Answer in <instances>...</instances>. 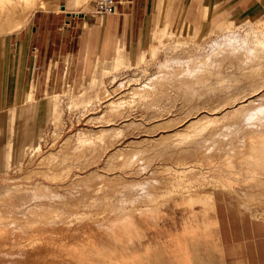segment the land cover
Returning <instances> with one entry per match:
<instances>
[{"label": "rangeland", "instance_id": "rangeland-1", "mask_svg": "<svg viewBox=\"0 0 264 264\" xmlns=\"http://www.w3.org/2000/svg\"><path fill=\"white\" fill-rule=\"evenodd\" d=\"M46 1L35 0L34 15L60 13ZM95 1L76 10L95 12ZM34 15L13 33L31 32ZM178 29L158 24L137 57L120 50L122 65L97 66L85 80L69 67L56 93L39 100L34 130L30 115H11L14 151L0 189L48 191L20 192L9 207L0 199V264H248L239 246L221 242L218 203L230 239L252 240L259 254L254 247L250 258L264 256V154L244 155L264 133V47L247 36L264 31V19L217 34ZM13 33L0 34V53ZM3 63L0 54V71ZM50 101L59 120L46 118ZM33 209L48 211L37 218Z\"/></svg>", "mask_w": 264, "mask_h": 264}, {"label": "crops", "instance_id": "crops-1", "mask_svg": "<svg viewBox=\"0 0 264 264\" xmlns=\"http://www.w3.org/2000/svg\"><path fill=\"white\" fill-rule=\"evenodd\" d=\"M81 2L55 0L53 5L59 7L60 13L42 9L34 15L33 10L28 22L34 15L37 25L32 31L13 33L5 40L0 53L4 61L0 71V169L7 166L14 151L10 144L11 115L15 112L21 120L30 115L34 130L39 100L56 93L65 82L69 67L74 79L82 81L97 66L113 65L114 68L122 58L120 50L127 49L137 57L145 46L149 30L160 23L179 27L177 33L181 35L188 29L205 34L214 30L217 34L242 26L248 20L264 19V0H114L115 11L107 16L76 10V4ZM165 29L167 26L161 30ZM28 95L33 96V101L25 103ZM54 109L52 101L46 104L47 119H52ZM34 138L32 133L30 140ZM215 212L224 248L232 251L239 246L240 257H246L248 264H264V256L260 259L258 255L259 260H252L249 255L254 247L259 254L258 243L254 246L246 238L240 242L230 239L232 234L220 203L216 204ZM261 249L264 254V242ZM237 253L231 252V256L236 259Z\"/></svg>", "mask_w": 264, "mask_h": 264}, {"label": "bare ground", "instance_id": "bare-ground-1", "mask_svg": "<svg viewBox=\"0 0 264 264\" xmlns=\"http://www.w3.org/2000/svg\"><path fill=\"white\" fill-rule=\"evenodd\" d=\"M83 1V0H82ZM85 1V0H84ZM35 2V0H0V34L1 35H4V34H10V33H13V32H15V31H18V30H20V29H22L23 27H24V25H26L27 24V22H28V19H29V17H30V15L32 14V8H33V6H34V3ZM33 10H35V8L33 9ZM227 28V27H226ZM218 32V31H217ZM166 33V32H165ZM163 35H164V30H161V31H159L158 32V37L159 38H164L163 37ZM247 36L248 37H250L255 43H256V45L257 46H261V47H264V31H256V30H253V31H251V32H248L247 33ZM121 62H123V60L122 59H120V60H118V62H117V64L115 65V67L117 66V65H119V64H121L122 65V63ZM120 65V66H121ZM125 65V64H124ZM114 67V68H115ZM118 70V69H117ZM116 70V71H117ZM104 73H106V74H108V70H106ZM94 75V74H93ZM92 75V76H93ZM93 79H94V77H93ZM93 79H89V81L90 80H93ZM97 80V79H96ZM95 80V81H96ZM92 82V81H91ZM93 82H94V80H93ZM92 82V83H93ZM124 83V82H123ZM97 83H95L94 85H96ZM86 85H89V84H87L86 83ZM93 85V84H92ZM123 85H125V84H123ZM122 85V86H123ZM127 85V84H126ZM90 86H91V84H90ZM90 86H89V88H90ZM125 87V86H124ZM97 88V87H96ZM121 88V87H120ZM119 88V89H120ZM88 89V88H87ZM86 89V90H87ZM99 89V88H98ZM125 89V88H124ZM115 92V91H114ZM113 92V93H114ZM77 93V92H76ZM107 93V92H106ZM112 94V93H111ZM30 95V94H29ZM28 95V97H29V99H33V96L31 95V96H29ZM107 96H113V95H110V94H106ZM117 95V94H116ZM97 96V95H96ZM77 97V96H76ZM110 98V97H109ZM113 98V97H112ZM77 99V98H76ZM111 99V98H110ZM99 100V99H98ZM97 100V101H98ZM74 101V100H73ZM76 101V100H75ZM100 101H102V100H100ZM85 102V101H84ZM96 102V101H95ZM106 102H107V100H106ZM246 102V101H245ZM249 102V101H248ZM74 103H76V102H74ZM93 103V102H92ZM84 105V104H83ZM93 105V104H92ZM78 106V105H77ZM91 106V105H90ZM109 107H110V110H112V111H116L117 112V107L118 106H116L115 105V102H110V104L108 105ZM75 107V106H74ZM236 107V106H235ZM55 119V120H59L60 119V112L58 111V109H57V106L55 107V109H54V114H53V117H52V119ZM192 123H194V122H191L187 127H190L191 125H192ZM191 128V127H190ZM80 139V138H79ZM91 140V136H90V138H88V137H86V138H84L83 139V142L84 143H86V142H89ZM249 143H248V146L246 145V147L248 148V150H246V152H244V155L245 156H253V155H263L264 154V133H259V134H254L253 136H251L250 138H249ZM80 141V140H79ZM248 142V141H247ZM41 148H42V146H41V141L39 142H37L36 143V145H35V150H36V152H40L41 151ZM136 151H137V149H136ZM244 151V150H243ZM141 152V151H140ZM142 154V153H141ZM119 156V155H118ZM133 156V155H132ZM135 156L136 155H134V157L133 158H135ZM141 156V155H140ZM256 156V157H257ZM129 157V156H128ZM127 157V158H128ZM111 158V157H110ZM130 158V157H129ZM133 158H131V159H126L127 160V162L125 163V165L126 166H131L130 164H131V160L133 159ZM252 158V157H251ZM115 159V158H114ZM135 160V159H134ZM241 162V161H240ZM136 163V162H135ZM124 165V166H125ZM133 166V165H132ZM123 167V166H122ZM130 168V167H129ZM139 172V171H138ZM137 175V174H136ZM94 177H95V175H94ZM100 177H101V175H100ZM99 177V178H100ZM103 177V176H102ZM91 178V177H90ZM96 178V177H95ZM94 178V179H95ZM88 179V178H87ZM102 179V178H101ZM91 180V179H90ZM89 181V180H88ZM106 181V180H105ZM144 181V180H143ZM89 183V182H88ZM139 183V182H138ZM84 186H86V185H84ZM18 187V186H17ZM5 188V187H4ZM14 188V187H13ZM88 188V187H87ZM145 188V187H144ZM9 189H10V187H9ZM8 189V191H6L5 190V192H2V190H3V188L2 189H0V192H2V193H0V199H1V202H3V204L4 205H8V203H10V205H11V202L10 201H14L15 202V200H14V197L16 196V195H18V193H20L22 190H16V191H12V190H9ZM16 189V187L14 188V190ZM20 189V188H19ZM140 190V189H139ZM141 190H142V188H141ZM145 190V189H144ZM46 191H48L47 189H46V187L45 186H43V185H41V184H38V185H36V186H34V187H32V188H29L28 190H24L23 192H21V193H24V192H26L27 194L28 193H30L29 195H31V196H29V197H32V198H39V197H44L47 193H46ZM151 192V191H150ZM213 193V192H212ZM25 194V193H24ZM148 194H150V193H148ZM153 194V193H152ZM210 195V194H209ZM24 196V195H23ZM135 196V195H134ZM151 196V195H150ZM212 196V195H211ZM22 197V196H21ZM26 197H28V196H25V198ZM24 198V199H25ZM135 198H137L136 196H135ZM148 198H149V195H148ZM3 200V201H2ZM4 201H6L7 202V204H6V202L4 203ZM13 203V202H12ZM16 203V202H15ZM133 203V202H132ZM13 206H14V204H13ZM12 206V207H13ZM7 207V206H6ZM8 207H9V205H8ZM11 207V206H10ZM14 208V207H13ZM48 210H41V209H39V210H36V209H33V210H31V212H32V214L35 216V217H40V216H42V217H44L43 216V214L45 215V213L47 212ZM216 220V219H215ZM218 222L216 221L215 222V224H217ZM214 224V223H213ZM116 225V224H115ZM218 225V224H217ZM213 226V225H212ZM115 228H117V227H115ZM118 229V228H117ZM133 231V230H132ZM134 232V231H133ZM194 232V231H193ZM131 234V233H130ZM185 234V233H184ZM195 234V233H194ZM116 235H118L119 236V233H117ZM132 235H134V234H132ZM131 235V236H132ZM210 236V235H209ZM121 237V236H120ZM134 238V237H133ZM199 238V237H198ZM123 239V238H122ZM130 240V239H129ZM138 240V239H137ZM222 240V239H221ZM123 241V240H122ZM131 241V240H130ZM130 241H129V243H130ZM139 241V240H138ZM193 241V240H192ZM131 244H132V242H131ZM156 244V243H155ZM135 246V245H134ZM179 246H180V244H179ZM188 246V245H187ZM132 247V246H131ZM182 247V246H181ZM135 248H136V246H135ZM128 249H130V248H128ZM127 249V250H128ZM133 249V248H132ZM129 251V250H128ZM136 252V251H135ZM151 252V251H150ZM147 253H149V252H147ZM153 253V252H152ZM159 254V253H158ZM171 254V253H170ZM142 255V254H141ZM141 255H140V258H141ZM135 256V255H134ZM151 256V255H150ZM184 256V255H183ZM189 256V255H188ZM142 257H143V255H142ZM186 258V257H185ZM188 258V257H187ZM138 260H139V258H137ZM148 260H147V262L148 261H150L149 260V258H147ZM152 259V258H151ZM154 259H155V257H154ZM190 259V258H189ZM137 260V261H138ZM181 260V259H180ZM187 260V259H186ZM185 260V261H186ZM142 260L140 259V262H141ZM158 261V260H157ZM179 261V260H178ZM183 261V260H182ZM187 261H191V259L190 260H187ZM139 262V261H138ZM139 262V263H140ZM146 262V261H145ZM146 262V263H147ZM138 263V264H139ZM141 264V263H140ZM148 264H149V262H148ZM186 264V263H185ZM190 264H192V262L190 263ZM197 264V263H196Z\"/></svg>", "mask_w": 264, "mask_h": 264}, {"label": "built area", "instance_id": "built-area-1", "mask_svg": "<svg viewBox=\"0 0 264 264\" xmlns=\"http://www.w3.org/2000/svg\"><path fill=\"white\" fill-rule=\"evenodd\" d=\"M95 13L101 16H107L115 11L114 0H96L94 2Z\"/></svg>", "mask_w": 264, "mask_h": 264}, {"label": "water", "instance_id": "water-1", "mask_svg": "<svg viewBox=\"0 0 264 264\" xmlns=\"http://www.w3.org/2000/svg\"><path fill=\"white\" fill-rule=\"evenodd\" d=\"M63 10H65V8L63 7Z\"/></svg>", "mask_w": 264, "mask_h": 264}]
</instances>
